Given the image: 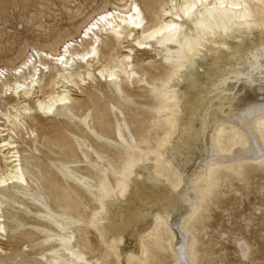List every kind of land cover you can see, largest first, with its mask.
I'll use <instances>...</instances> for the list:
<instances>
[{
  "label": "bare ground",
  "instance_id": "6f19581e",
  "mask_svg": "<svg viewBox=\"0 0 264 264\" xmlns=\"http://www.w3.org/2000/svg\"><path fill=\"white\" fill-rule=\"evenodd\" d=\"M143 1L150 21L136 0L103 6L55 46L0 67L4 264H154L163 248L195 264L189 225L217 170L264 161V0ZM34 112L64 125L47 129ZM80 169L93 183L71 175ZM60 178L76 184L62 189ZM78 185L94 200L87 218L52 205L77 203Z\"/></svg>",
  "mask_w": 264,
  "mask_h": 264
},
{
  "label": "rangeland",
  "instance_id": "374dc122",
  "mask_svg": "<svg viewBox=\"0 0 264 264\" xmlns=\"http://www.w3.org/2000/svg\"><path fill=\"white\" fill-rule=\"evenodd\" d=\"M125 1L0 0V67L18 64L33 46L40 48L55 46L54 43L62 37L77 32L78 28L103 6L120 5ZM136 1L142 7L147 21H150L151 15L145 10L144 1ZM101 39L105 41L106 36H102ZM102 44L101 41L100 49ZM130 44L131 42H125L123 46ZM127 49L124 47L122 50ZM147 55L142 51H135V57ZM97 81L96 79L92 83L95 84ZM88 86H84L83 89ZM76 89L72 92L76 98H86V90ZM37 95L39 94L34 95V100H37ZM33 114L37 119L36 122L43 121L47 129L54 125H64L65 119L61 115L54 113L48 117H40L36 112ZM32 124H34L33 119L27 118L26 126ZM73 128L77 133L80 132L74 124H72ZM17 132L18 134L14 135L15 139L19 141L21 147L28 150L22 155L31 154L28 144L22 140L25 137V140L29 141V134H24L26 131L23 134ZM38 132L35 130V135ZM38 143L36 141L34 144ZM36 153L40 156L39 162L45 165L43 170L47 176L49 178L57 176L47 157L42 153ZM82 166L84 167V164ZM80 170L74 171L71 175L84 183H93L86 169ZM216 174L219 178L216 180L212 193L208 195L189 225L196 237L195 264H264V161L259 163L247 160L242 162L240 168L237 165L229 169L220 167ZM58 181L62 189H68L76 184L71 179L60 178ZM78 197L77 203H72L69 198H66L67 202L62 201L60 204L52 203V205L59 212L87 218L95 205L94 200L88 189L82 185H78ZM89 238L94 241L93 234H90ZM77 239L80 240L79 235ZM9 241L8 236L2 240V247L6 248L2 256L10 253L9 247L12 242ZM163 243L166 244V241L163 240ZM19 244H22V251L31 253L28 243L20 242ZM99 255L97 253V258L100 257ZM14 257V260L8 259L9 263L21 264L23 257H16V255ZM38 257L39 255L29 254L25 259L34 260ZM98 263H101V260ZM150 263L153 264V261ZM0 264H4L3 261H0ZM154 264H174L172 252L166 248L161 249Z\"/></svg>",
  "mask_w": 264,
  "mask_h": 264
}]
</instances>
